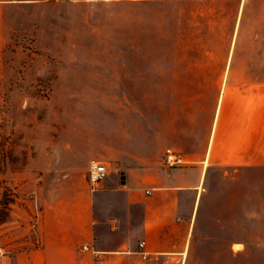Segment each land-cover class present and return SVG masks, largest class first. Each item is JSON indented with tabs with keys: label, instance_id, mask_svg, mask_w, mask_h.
I'll use <instances>...</instances> for the list:
<instances>
[{
	"label": "rangeland",
	"instance_id": "obj_1",
	"mask_svg": "<svg viewBox=\"0 0 264 264\" xmlns=\"http://www.w3.org/2000/svg\"><path fill=\"white\" fill-rule=\"evenodd\" d=\"M211 144L222 171L264 177V0H0V264L50 174Z\"/></svg>",
	"mask_w": 264,
	"mask_h": 264
},
{
	"label": "crops",
	"instance_id": "obj_2",
	"mask_svg": "<svg viewBox=\"0 0 264 264\" xmlns=\"http://www.w3.org/2000/svg\"><path fill=\"white\" fill-rule=\"evenodd\" d=\"M212 151V144L185 151L184 163L169 168L161 150L133 155L112 147L97 159L108 178L94 191L86 175L50 174L44 187L52 198L8 263L264 264V177L230 175ZM76 251L86 254L76 259Z\"/></svg>",
	"mask_w": 264,
	"mask_h": 264
},
{
	"label": "built area",
	"instance_id": "obj_3",
	"mask_svg": "<svg viewBox=\"0 0 264 264\" xmlns=\"http://www.w3.org/2000/svg\"><path fill=\"white\" fill-rule=\"evenodd\" d=\"M163 162L169 168L177 167L184 163V158L180 152L173 150L172 148H166L163 155ZM108 175V165L100 160L92 159L90 160L87 167V182L90 190L94 191L98 188L99 184L106 178ZM144 244L143 241L139 243V246L142 247ZM82 249H86V246H83ZM6 254L5 250L0 247V260ZM148 254H142V257L146 259Z\"/></svg>",
	"mask_w": 264,
	"mask_h": 264
}]
</instances>
